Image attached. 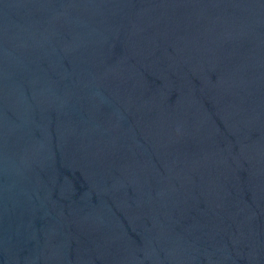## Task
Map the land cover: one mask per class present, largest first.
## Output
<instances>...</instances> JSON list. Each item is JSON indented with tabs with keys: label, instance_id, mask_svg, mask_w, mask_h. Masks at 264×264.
<instances>
[{
	"label": "water",
	"instance_id": "1",
	"mask_svg": "<svg viewBox=\"0 0 264 264\" xmlns=\"http://www.w3.org/2000/svg\"><path fill=\"white\" fill-rule=\"evenodd\" d=\"M0 264H264V0H0Z\"/></svg>",
	"mask_w": 264,
	"mask_h": 264
}]
</instances>
